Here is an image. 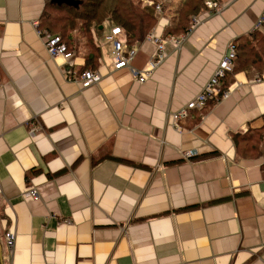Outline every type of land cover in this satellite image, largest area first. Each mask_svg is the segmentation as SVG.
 I'll list each match as a JSON object with an SVG mask.
<instances>
[{
	"label": "crops",
	"instance_id": "obj_1",
	"mask_svg": "<svg viewBox=\"0 0 264 264\" xmlns=\"http://www.w3.org/2000/svg\"><path fill=\"white\" fill-rule=\"evenodd\" d=\"M217 1L143 83L114 70L110 21L93 31L102 80L84 86L66 77L91 68L82 40L54 58L37 33L57 0H0V264H264V0ZM230 42L229 95L174 123Z\"/></svg>",
	"mask_w": 264,
	"mask_h": 264
},
{
	"label": "trees",
	"instance_id": "obj_2",
	"mask_svg": "<svg viewBox=\"0 0 264 264\" xmlns=\"http://www.w3.org/2000/svg\"><path fill=\"white\" fill-rule=\"evenodd\" d=\"M209 1L220 5L217 0H182L178 7L172 5L169 0H73L72 3L53 4L52 6L63 15L50 17L49 15L52 14L48 12L44 21L45 27L43 28L41 24L39 26L51 34L61 35L63 42H66V46H68L72 37H77V35H73L74 33L72 34L76 30L77 23H81L79 29L87 36V40L81 43L90 51L86 66L93 69L98 63V51L93 44L92 32H100L109 21L125 29L127 47L133 48L141 43L154 27L157 17H159L156 10L157 4H161V15L170 21V29L164 33V36L177 37L189 30L192 21L191 15L198 14L208 8L207 2ZM57 28L62 32L56 31ZM67 29L70 33L66 36ZM235 46L236 62L238 45L235 43Z\"/></svg>",
	"mask_w": 264,
	"mask_h": 264
},
{
	"label": "built area",
	"instance_id": "obj_3",
	"mask_svg": "<svg viewBox=\"0 0 264 264\" xmlns=\"http://www.w3.org/2000/svg\"><path fill=\"white\" fill-rule=\"evenodd\" d=\"M209 8H217L216 2H207ZM156 10L161 15V4L156 5ZM200 21L199 18L195 19V23ZM109 33L106 35L107 40L111 42V57L113 61L114 70H120L125 67L132 69V72L137 77L138 82L143 83L149 78L152 70L159 66L161 62L166 58V45L174 44L175 46L180 45L185 36H167L163 37L155 32H151L147 39L155 42V52L150 60V68L136 69L132 68L131 62L133 59L134 51L127 49V35L123 27L119 25H114L110 23ZM264 24V13L259 18L256 28H261ZM37 33L44 38L46 47L52 57H58L65 54L66 44L63 42L60 35H53L46 30L39 28V22H35ZM236 57V46L234 42H230L224 53L220 64L215 70L212 78L205 84L202 91L190 102V104L181 110L173 113V121L177 123L180 119L187 117L190 109L201 110L205 107L209 98L217 93H221L222 97H227L229 95L228 90L221 91L222 80L227 76V74L233 70L235 65ZM66 77L69 80H74L80 82L84 86L95 85L102 80L101 74L96 69L86 68L77 72H68ZM256 81H264V75L258 77ZM35 127V126H34ZM33 128L32 131H34ZM187 157L192 156L191 152H186ZM26 194L35 200L39 199L38 190L34 187H29ZM6 245L10 250L14 249L16 236L12 230H8L5 234Z\"/></svg>",
	"mask_w": 264,
	"mask_h": 264
},
{
	"label": "rangeland",
	"instance_id": "obj_4",
	"mask_svg": "<svg viewBox=\"0 0 264 264\" xmlns=\"http://www.w3.org/2000/svg\"><path fill=\"white\" fill-rule=\"evenodd\" d=\"M48 12L52 14V15H49L50 17H51V16H61V15H63L62 12H60V11L57 10V9H55L54 7L50 8V9L48 10ZM49 13H48V14H49ZM80 24H81V23H77L76 30H75L74 32H72V34L74 33L73 35H77V37L75 36L76 38H79V39H81L82 41H84V40L86 41V40H87V36H86V34H84L83 32L80 31V29H79V28H80V27H79ZM56 31H58V32H62V31H61L60 29H58V28L56 29ZM69 33H70V32H69V30L67 29L66 32H65V35L67 36ZM81 37H82L83 39H82Z\"/></svg>",
	"mask_w": 264,
	"mask_h": 264
},
{
	"label": "water",
	"instance_id": "obj_5",
	"mask_svg": "<svg viewBox=\"0 0 264 264\" xmlns=\"http://www.w3.org/2000/svg\"><path fill=\"white\" fill-rule=\"evenodd\" d=\"M73 0H57L58 3L66 2V3H72Z\"/></svg>",
	"mask_w": 264,
	"mask_h": 264
}]
</instances>
